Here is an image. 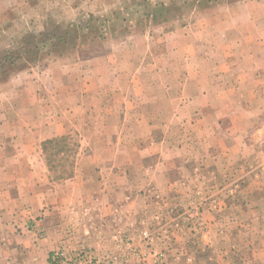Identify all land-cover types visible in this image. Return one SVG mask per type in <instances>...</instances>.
<instances>
[{
  "label": "rangeland",
  "instance_id": "rangeland-1",
  "mask_svg": "<svg viewBox=\"0 0 264 264\" xmlns=\"http://www.w3.org/2000/svg\"><path fill=\"white\" fill-rule=\"evenodd\" d=\"M263 34L264 0H0V113L7 121L2 133L15 139L23 131L39 130L35 124L39 113L47 122L55 116L64 120L69 114L59 132L64 136L43 141L40 157L25 156L18 161L21 167L10 157L9 182L3 183L12 197L4 204L0 200V232H49L57 226L55 232L73 235L57 241L52 251L67 244L89 248L97 257L115 252V235L126 236L139 247L138 256L129 259L131 264H167L169 253L192 264L194 256L181 245H192L190 240L200 234L202 239L212 236L203 241L219 252L217 264H264V180L262 186L242 189L240 182H233L234 174L210 172L202 166L190 147L181 156L177 151L160 156L153 147L163 133L173 147L178 146L179 134L202 130L210 134L213 119L203 116L199 128H189L193 112L180 109L179 103L197 97L191 87L209 83L216 67L222 75L230 73L222 63L226 54L241 52L249 47L247 38ZM123 101L126 109L121 107ZM34 105L41 106L37 114ZM224 112L221 109V115ZM98 115H104L105 123ZM120 132L127 141L116 139ZM46 134L50 137L52 130ZM107 141L120 148L118 155L101 158L115 168L113 177L94 164L100 158L91 156L89 163L87 156L89 149L98 153ZM17 143H5V148L11 153L15 148L27 149ZM37 160L36 178L24 165ZM129 160L137 167L124 177L119 165ZM162 161L168 172L163 199L148 214L142 205L137 213L131 210L132 221L109 231L113 233L103 240L109 246L106 251L83 243L78 232H104L106 224H98L102 203L107 216L119 215L112 199L114 186L131 182L140 204L146 196L145 179L150 177L144 171ZM196 161L200 167L194 166ZM89 166L92 173L86 171ZM53 182L59 194L66 192L67 185L61 183L79 186L69 188L66 197L45 190L25 203L16 196ZM247 192L255 197L254 203H239L250 195ZM83 198L93 202L89 207L97 208V217L84 215ZM44 201L47 205H41ZM53 215L60 216L55 225L48 221ZM144 231L149 241L140 236ZM217 236L223 239L214 241ZM16 257L0 244V264L48 261L44 250L23 263Z\"/></svg>",
  "mask_w": 264,
  "mask_h": 264
},
{
  "label": "crops",
  "instance_id": "crops-1",
  "mask_svg": "<svg viewBox=\"0 0 264 264\" xmlns=\"http://www.w3.org/2000/svg\"><path fill=\"white\" fill-rule=\"evenodd\" d=\"M246 40L249 47L242 49L241 52L236 51L231 54L227 53L223 59L222 63L229 67L227 70L230 73L222 75L223 71L221 68L216 67V71H213L211 75L212 79L209 83L201 85L197 84L192 87L189 85L191 89L194 87L193 90L197 94V97L192 98L191 101L187 100L179 103V107L182 105L180 109L188 107L193 112V125L191 126V123L187 124L189 125V128L195 130L199 128V123H203L199 118H203V116L205 117L208 115V118L210 117L213 119V124L210 127V134H206L204 130L199 132V134L194 132L191 135L179 134L177 137L178 146L173 147L169 143V136L166 133H163L161 138L155 140L156 143L153 144V147H156V151L160 156H165L173 151H177L178 155L181 156L185 153V147H190L193 152H196V160L198 157L201 159L200 164H202V166H205L210 172L224 171V173H229L231 175L234 174L235 180L233 182H240V187L242 189H246V186H249L250 188L255 187L258 183L262 186L264 180V178L261 179L260 176V174L262 176L264 174V34L257 38H247ZM238 62L239 67H233V65L235 63L238 64ZM190 83L194 85V82ZM36 99L38 100L37 103H40V95L36 94ZM126 103V101L122 102L121 107L123 109H126ZM105 106L106 104L103 105V108ZM65 107L68 108L67 106ZM39 108H41L40 105H37V107L35 105L33 106V110L36 114ZM221 109H225L227 112H224L221 115ZM4 114L5 113L2 112L0 113V200L3 204L7 202L9 197H12L8 187L3 183V181L9 182V172L11 171L7 167L11 161L10 157H12V162L16 164H18L20 159L24 160L25 156L30 155L31 153L40 157L42 154L41 143L43 141L64 136L59 134V132L62 129L61 125H66L67 121L65 120L69 115H65L64 120H59L55 116L52 118V121L47 122V118L39 113L40 116L35 121V124L40 126L39 130L36 132L37 134L31 131H29V133L23 131V136H18L14 139L2 133L7 126L6 115ZM123 114V121H125L126 113ZM98 117L103 123H105V119H103L104 115H98ZM34 119H36V115ZM179 119L181 118H177L176 120ZM180 121L182 122L183 120ZM150 123L151 122H149V124ZM45 124L51 126L49 128H42L41 126H44ZM47 130H52L50 137L46 134ZM121 134L122 133L120 132L116 139L119 141L120 138H122V140L124 138V140L127 141L128 139ZM129 137L130 136H128V138ZM131 139L132 137L129 138V141ZM10 141L18 142L17 144L20 145L24 143L27 149L23 150L21 148L19 150L18 148H15V151L11 153L5 148V143ZM32 146H34L33 149ZM99 147H102V149L101 151H98V153L92 148L87 151L89 163L92 161L90 159L91 156L94 158H100V160L96 159L97 162L94 160V164L96 163L100 168L103 166V171L113 177V174L116 173V170H114L115 168L111 163L106 162L101 158L110 154L112 156L118 155L120 148L117 145L108 143V141L106 144H100ZM34 159L36 160V158ZM131 161L132 160H129L128 163L119 165V172L122 176L124 175L125 177L126 171H129L130 174L134 172V168L137 166L133 165ZM190 161L192 162L193 160L190 159ZM34 162H37L36 165H33ZM198 163L199 161H196L194 166L200 167V164ZM31 164H25L24 170L37 178L36 172L37 167L40 166V162H38V160L32 161ZM41 166H43L42 162ZM19 167H21V165H19ZM88 168L89 170L86 171L92 173V166H89ZM144 172L145 176L149 175L150 177L148 181L145 179V182L147 183L145 190L147 191H145L146 196L141 198V203L138 204L139 199L133 192L135 187L132 186L131 182L124 183L119 186V188L114 186L113 192L115 197L112 199L116 200L115 208H119V215L115 212L114 216H107L108 209L105 208V204L101 202V205H103L101 208L102 216L100 214L101 217L99 218L101 221L98 220V224L101 227L103 226L102 223L106 224V226L103 227L104 232H100L101 230H99V232H78L83 237V243L91 245L97 251H106L109 246H107L103 240L106 241L105 237H108L113 233L109 231L125 227L132 221V213L130 214L131 210L137 213L138 211L136 210H138V205H140L139 210L142 205V207L147 209L145 214H148V210L151 209L153 205L159 203V200L163 199L161 198L162 193L167 189V186L165 187L163 183L166 181L168 182V179H166L168 177V172L164 166V162L156 163L151 170ZM161 179H163V181H159ZM61 184L67 185L65 193L59 194V192H57L58 184L53 182L46 184L44 189L40 185H35L32 188V193H26V191H24V193L20 192V194L16 196L23 202H25L24 200L34 201L35 198H38L46 192H50L57 197H66L70 194L68 191L69 188L72 187L74 189L75 186H79L78 182L77 184L75 182L67 184L64 182ZM45 190L47 191L45 192ZM117 190L122 195H119ZM247 194L250 195L243 198L239 203H254L252 200L255 197H253L250 192H247ZM117 197L120 198L117 199ZM93 198L91 197L89 200L92 199L94 201ZM89 200L87 201L86 198H83L82 203H80V205H86L87 207V209H85V207L82 208L85 212L84 215H87L90 218L97 217V208L93 209L92 207H89V205L93 203H90ZM55 203L58 204L57 202ZM42 204L47 205L45 201L41 202V205ZM56 204L55 209L57 210L58 208L56 207ZM69 205L70 203H68L66 209ZM103 211L105 212V215L103 214ZM48 221L53 222V225H55L60 221V216L53 215ZM55 228H57V226L54 228L50 227L49 232H17L18 234H15L14 232H0V244L3 242V247H5L7 251H10L13 256H17V262H25L31 254L40 250H44V261H47L48 256L55 248L57 241L60 239H68L73 235L71 232H55ZM20 234L24 236L21 237ZM199 236V239L193 238L190 240L192 245L187 246L186 244H182V249L186 248L185 251L194 256L195 259L192 264H217L215 258H218L217 256L219 255V252H217L214 247H208L203 241V239L206 240L207 238L211 240L212 236L203 239L200 234ZM224 236L227 237L228 234L226 233ZM219 237L222 236H217L214 238V241H216L217 238L219 240L223 239ZM180 257L181 256L174 257L172 253H169L167 256V264L188 263L184 257Z\"/></svg>",
  "mask_w": 264,
  "mask_h": 264
},
{
  "label": "built area",
  "instance_id": "built-area-1",
  "mask_svg": "<svg viewBox=\"0 0 264 264\" xmlns=\"http://www.w3.org/2000/svg\"><path fill=\"white\" fill-rule=\"evenodd\" d=\"M140 236L143 240H150L146 231L141 232ZM113 241L117 245L115 252L100 257L94 255L89 248L73 249L67 244H61L51 252L47 264H131V258L138 256V244L132 238L121 235H115ZM143 256L147 258L148 253Z\"/></svg>",
  "mask_w": 264,
  "mask_h": 264
},
{
  "label": "trees",
  "instance_id": "trees-1",
  "mask_svg": "<svg viewBox=\"0 0 264 264\" xmlns=\"http://www.w3.org/2000/svg\"><path fill=\"white\" fill-rule=\"evenodd\" d=\"M53 141V140H52Z\"/></svg>",
  "mask_w": 264,
  "mask_h": 264
}]
</instances>
